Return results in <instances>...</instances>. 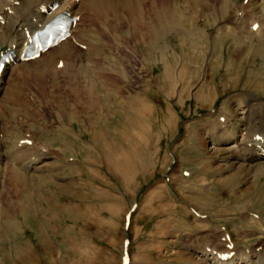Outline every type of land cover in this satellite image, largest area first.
<instances>
[{
  "label": "rangeland",
  "instance_id": "obj_1",
  "mask_svg": "<svg viewBox=\"0 0 264 264\" xmlns=\"http://www.w3.org/2000/svg\"><path fill=\"white\" fill-rule=\"evenodd\" d=\"M175 1L177 13L186 15L183 26L197 35L185 41L173 31L164 40L155 35L141 40L122 22L118 31L108 32L117 49L93 54L111 70L109 85L91 86L84 77L75 85L61 73L21 83L22 99L42 115L34 122L19 117L15 107L13 124L0 129V264H122L125 253L128 264H211L199 253L202 248L237 254L238 248L263 243L264 174L253 178L254 168L238 160L244 150L213 145L210 137L234 130L239 136L246 129L249 140L264 142V105L243 118L236 102L245 91L264 100L263 34L246 36L245 53L231 63L238 37L225 30L215 40L216 26L232 18L236 1L228 0L234 6L220 19L215 10L196 16L193 1ZM259 1L250 9L257 12ZM24 17L13 13L25 30L1 33L4 39L27 35L34 21ZM136 21L134 28L142 29ZM204 29L213 43L208 41L202 59L194 39ZM194 62L200 63L198 72L191 68ZM166 63L175 79L185 69L176 90L165 75ZM230 114L234 120L224 123ZM26 136L28 147L59 151L42 164V172L11 167L7 160Z\"/></svg>",
  "mask_w": 264,
  "mask_h": 264
},
{
  "label": "bare ground",
  "instance_id": "obj_2",
  "mask_svg": "<svg viewBox=\"0 0 264 264\" xmlns=\"http://www.w3.org/2000/svg\"><path fill=\"white\" fill-rule=\"evenodd\" d=\"M186 1L188 3H190V1H193V3L198 6L197 10L196 8H194V10H196V16H200L201 14L204 16L206 11L213 12L215 10V12L213 13L214 16L218 19H220L222 15L224 16V14L226 13V7L231 5V3H227L228 0ZM235 1L236 6L231 5L235 8L232 18H230L229 20L224 18L218 21L216 26L218 31L215 39L222 40V32L225 30H227L230 34L238 37L237 39H235L237 46L235 47L234 55L231 57V63L234 60L237 62L238 58H240V56L245 53L249 43V39H246V36L254 37L263 34V41L261 43L264 44V0H262V2L259 1L256 4L259 12L258 10L257 12H255L253 9H250L253 0ZM53 2L57 3L55 7L52 6ZM177 2L175 0H0V55L6 50L11 51L6 63L2 68L0 75L1 131H4V128H7L8 126L10 127L13 124L10 121L12 119V115H10V112L12 110H15V107H18V110H20V112L22 113V116L19 115V117H30L34 121L42 115L41 112L37 110L38 108L34 106L33 102L30 105L28 101L26 102L22 99V96H25V94L22 89L21 83L27 79L33 77L35 79L37 77L45 80L53 79L57 74L61 73L62 75H66L68 80L75 83V85H80L82 77H84L89 83H91V86H96V84H99L104 87V85L106 86L107 83L109 85L110 81L108 82L106 76L110 75L109 73H111V70L109 71V69H106L102 65L103 60L99 58V56H93V54L97 52L113 53L112 50L117 49V46L114 48L112 47L111 42H109L111 41L110 38L115 39L114 35L111 32L118 31V27L122 26L123 23L130 24L129 31L133 32L134 35L137 32L141 40H146L147 38L154 39L153 35H155L156 41H159V38L164 40V38L168 34H171L173 31L184 37L185 41L186 37L193 38L194 35L196 36L197 32L188 30L183 26V23L185 22L184 18H186V15L183 12L177 13ZM15 11H21L23 12L25 17L32 18L34 21V26L30 28L29 31H27L28 33L23 39L19 38L20 40L16 39L8 41L4 39L6 35L2 36L1 33H5L6 31H8L17 32L18 34V32L22 31L25 28V24L23 23V21H19L21 19L18 18L19 20H15L16 18H13V13ZM65 13H70V15L76 19L74 24H72L71 26L70 35L62 42L58 43L56 46L49 48L45 53L40 55L39 58L32 60H22L21 56L28 45L30 34H32L36 29L42 28L45 24L52 21L54 18ZM14 17L16 16L14 15ZM193 17L194 16H191L190 18H192L193 20ZM136 20H139V22L143 23L142 29H139L138 27L134 28V25L138 23ZM234 23L238 26L243 27V32L238 33L239 27L235 28ZM148 25L156 26H154V28H151L152 30H149V27L148 29L144 30V28H147ZM254 25L256 26L254 27ZM109 31H111V37L108 35ZM200 34L201 35L199 37V40H201L202 43H198L199 40L194 39L195 43L198 45V49L197 51H195V54L203 59L204 55L207 53L206 48H208V43H210L208 41L211 40V43H213V36L209 35L207 31H205V29L203 31H200ZM9 37L8 39H11L12 36L10 38ZM108 37L110 40H107ZM14 38L12 37V39ZM103 42L104 44H102ZM157 44L159 43L157 42ZM153 47L158 46L156 45ZM166 48L168 47L165 46V51ZM173 57L175 59L174 55ZM162 58L163 61L167 62L166 55H162ZM218 58V60L221 59L220 52L218 53ZM84 61L88 62V65H86ZM198 62H194L191 65V68L196 70L197 72L200 68V63ZM49 63L52 64L49 65ZM217 64H219V62H217ZM211 66L213 68L217 67L214 61L211 62ZM164 67L165 75H170L175 81L173 87L176 90L178 86L176 85V80L180 81V79L182 78L181 75L179 76V71L185 69L183 68L179 70L178 77H176L177 79H175L174 75L171 74L172 69L169 64L166 63ZM212 67L210 70H208V79H211L213 76ZM186 69H188V67ZM29 91H31L30 88ZM236 98L237 105L240 108L243 118H246L247 115L249 116L255 106L264 105V100L260 97V95L253 92L245 91ZM28 105H30V107ZM30 108H32L33 110ZM16 111L15 113H17ZM229 118L230 119L228 120L226 118V121L224 120V123H230V121L234 120V116H232V114L229 115ZM26 119L25 121H27ZM219 122L221 124V121ZM219 122L216 123L218 124ZM210 124L212 126V123ZM217 124L213 123V125L216 126ZM216 126L213 129H217L219 127L217 126L216 128ZM258 126H261V124ZM209 128L208 131L210 130ZM233 132H235V130ZM233 132L227 131L222 137L219 135L220 138H216L215 134L211 135L210 137L213 138L212 144L231 145L232 148L236 149V151L239 150L237 151L239 153L240 150H244L241 151V154L236 153L239 155V157L237 156L238 160L239 162L245 163L247 166L254 168L253 178L256 179L257 177H259V174H264V149L261 147V144L264 145V142L261 141V143L259 141H255L256 136L254 137V135V141L249 140L248 134L250 133L246 129L241 130V134L239 136H237L238 133L237 135H235L236 132ZM212 133H214V131ZM259 134H261V132H259ZM28 139H31V137L26 136L20 138V141L15 143V149H13L12 154L7 157V160L11 162V167L19 164V166L21 165L23 168L29 169L33 173L39 172L41 170L44 171L45 168L42 166V164L47 162L48 158L56 157L55 155L59 156V151H57V153L49 148V146H40V144L39 146H35V144H33L28 147L29 144L26 142ZM245 164H243V166H245ZM243 166L242 168H244ZM262 235H264V233ZM230 246L231 245H229V248L236 249L235 247ZM214 249L217 250V248ZM214 249H209V247H207L202 248L200 251H198L206 260L210 261L211 264H264V241L257 248H238L237 254H231L233 251L231 249H228L226 251L227 254H218L216 251H214Z\"/></svg>",
  "mask_w": 264,
  "mask_h": 264
}]
</instances>
